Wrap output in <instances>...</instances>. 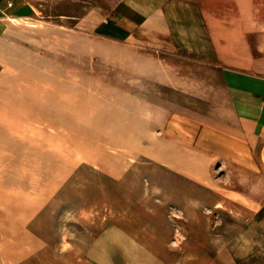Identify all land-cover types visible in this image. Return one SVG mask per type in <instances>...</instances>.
I'll use <instances>...</instances> for the list:
<instances>
[{
  "label": "rangeland",
  "instance_id": "rangeland-1",
  "mask_svg": "<svg viewBox=\"0 0 264 264\" xmlns=\"http://www.w3.org/2000/svg\"><path fill=\"white\" fill-rule=\"evenodd\" d=\"M5 2L0 264H264V130L225 73L264 0Z\"/></svg>",
  "mask_w": 264,
  "mask_h": 264
},
{
  "label": "crops",
  "instance_id": "crops-1",
  "mask_svg": "<svg viewBox=\"0 0 264 264\" xmlns=\"http://www.w3.org/2000/svg\"><path fill=\"white\" fill-rule=\"evenodd\" d=\"M5 1L0 0V8L3 2L6 6ZM133 8L135 9L134 12L139 15L146 14L138 6ZM148 13L157 15L159 11L156 8V10ZM262 31H264V28ZM262 36L264 38V34ZM261 42L259 53H257L254 43L248 42V47L241 54L230 41L227 47V55L234 59V62L230 61L229 64L232 68L227 69L225 73L228 93L235 111L240 112L243 115L240 117L244 118L246 122H250L264 130V40L262 39ZM219 44L220 40L216 42V47L219 56H221V44L220 46ZM222 50L224 51V48ZM256 56L259 58H256ZM242 60H244L245 66L240 64Z\"/></svg>",
  "mask_w": 264,
  "mask_h": 264
}]
</instances>
